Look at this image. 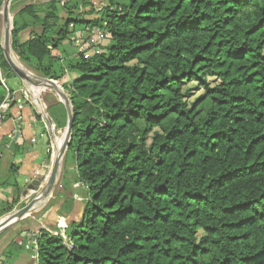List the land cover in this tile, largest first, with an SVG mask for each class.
I'll use <instances>...</instances> for the list:
<instances>
[{"label": "trees", "instance_id": "obj_1", "mask_svg": "<svg viewBox=\"0 0 264 264\" xmlns=\"http://www.w3.org/2000/svg\"><path fill=\"white\" fill-rule=\"evenodd\" d=\"M92 1L12 9L14 54L60 82L75 115L45 209L69 214L55 229L69 241L43 232L40 264H264V0H108L89 20ZM95 27L101 54L70 57ZM1 77L18 79L0 46ZM1 186L18 197L0 218L20 201L14 179Z\"/></svg>", "mask_w": 264, "mask_h": 264}, {"label": "crops", "instance_id": "obj_2", "mask_svg": "<svg viewBox=\"0 0 264 264\" xmlns=\"http://www.w3.org/2000/svg\"><path fill=\"white\" fill-rule=\"evenodd\" d=\"M92 5L96 10V3L93 2ZM102 5L105 6L106 4ZM90 8H92V6H90ZM86 11H89V9H86ZM95 15L88 16L89 18L87 19L92 20L96 18ZM24 33L29 34L28 38L25 39L28 40L30 38V32L26 31ZM70 50L71 52L69 53V56L73 57L75 52L73 48ZM72 79L73 78H69L68 80L71 81ZM5 83L6 87L2 86L0 92L1 94L5 92L6 97L8 92L13 90L14 101L6 120L0 126V159L3 158L4 152L6 153L8 151V158L11 161L14 158V162L7 173H0V192H2L0 203L10 205L15 199H17L18 192L14 188H5L4 186H1L7 180L14 179L16 181L18 191H20V201L18 203L20 204L22 201L27 200V198L35 195L37 189H40V187L36 189L30 188L31 185L34 186L36 181L39 180L38 175H43L45 179L47 178L48 175L45 174V170L43 169V162L49 156V142L51 136L46 131L47 127L42 126V124L37 121L36 115H39V111L37 112V109L30 106V104L26 102L24 103L23 98L20 95V91L25 88L23 84L20 81L15 80L12 88H10L8 87L6 80ZM1 101L2 100H0V102ZM57 103L60 102L58 101ZM18 105H23V110L21 112L23 120L20 122L16 121V116L19 113ZM54 105L57 104L55 103L53 106ZM59 112L60 109L58 113ZM57 130L60 129L57 128ZM10 135H13L12 139L9 138ZM60 140L61 138H58L57 142H60ZM13 141H15V144L13 145V148H10ZM43 183L44 182L41 181V185H43ZM74 186L75 188H78V186L82 187L80 184H75ZM75 201L83 202L84 198L79 197L78 199H75ZM59 209L60 208L57 205L50 207L48 210H39L22 221V226L20 225L18 229L14 231H6V233L2 234L0 236V264H36L35 255L31 251L20 248L19 245L16 244V241H19L22 238V235L26 236L25 233L33 234L45 228L50 229L47 228V225L49 224L52 230L57 229V227H67L69 214L62 212L61 210L59 212ZM60 217L65 219L66 225L57 223ZM61 222L62 221L60 220V223Z\"/></svg>", "mask_w": 264, "mask_h": 264}, {"label": "water", "instance_id": "obj_3", "mask_svg": "<svg viewBox=\"0 0 264 264\" xmlns=\"http://www.w3.org/2000/svg\"><path fill=\"white\" fill-rule=\"evenodd\" d=\"M13 0H4L3 6L1 10L3 25H4V35H3V43L1 46L3 56L9 65L12 72L16 75V77L20 80L23 86L30 92L34 89L39 90H51L54 91L59 97V102L64 106L67 113V121L66 126L63 129L62 134V143L60 146L56 144V136L55 130H57V126L51 123L49 120L46 111L43 107L42 102L38 103L39 109L44 114L43 117L45 119V124L49 135L53 140L54 146V158L51 171L49 172L47 178L45 179L43 175H38V181H36L34 186H30L31 189H36L40 187L38 192L35 194V197L22 209L8 215L4 222L0 224V236L12 228L14 225L24 221L26 218L30 217L32 214L36 213L37 210L43 209L47 203L54 196L57 187L60 183V179L63 172L64 161L68 152V148L71 143V138L73 135V122H74V110L71 104V100L69 98L68 93L65 91L63 86L59 84V82L54 81L52 79H48L42 77L40 75L34 74L28 68H26L15 56L12 47H11V32L13 26V17L10 11V5ZM56 1L59 4L64 5L69 0H49ZM34 88V89H33ZM33 100L34 99V96ZM17 138V137H16ZM16 141V139H15ZM13 141L10 145V148H13L15 144ZM41 181H43V185H41Z\"/></svg>", "mask_w": 264, "mask_h": 264}, {"label": "built area", "instance_id": "obj_4", "mask_svg": "<svg viewBox=\"0 0 264 264\" xmlns=\"http://www.w3.org/2000/svg\"><path fill=\"white\" fill-rule=\"evenodd\" d=\"M71 29H74L73 26H71ZM106 39H107V31L99 27H95L91 30L76 31L71 39L72 47L75 52L73 57L76 59H79L81 57L84 59H89L95 55H100L102 52L101 43ZM0 81H1V85L6 87L5 80L2 77L0 78ZM13 93L14 92L9 91L7 96L4 98V100L0 102V126L6 120L7 115L9 114L10 109L13 106L12 105L14 101ZM29 93L30 92L25 88H23L20 91V95L22 96L24 103L29 100ZM34 103L35 105L38 106V104L35 101ZM17 107L19 113L16 116V121L20 122L23 120V116L21 115V112L23 110V105H18ZM9 138L12 139L13 135H10ZM49 156L50 159L47 158L43 162V169L45 170L46 175H48L49 172L51 171L53 158H54V151L51 152V154L49 153ZM1 194L2 192H0V196ZM43 232L48 233L52 237H60L65 242L69 241L68 237L64 233H60L56 230H51L46 228L41 231L35 232L33 234L25 233L26 236H23L18 241L19 242L18 245L23 247L27 251H31L35 255L36 264H39L38 245H39V238Z\"/></svg>", "mask_w": 264, "mask_h": 264}, {"label": "rangeland", "instance_id": "obj_5", "mask_svg": "<svg viewBox=\"0 0 264 264\" xmlns=\"http://www.w3.org/2000/svg\"><path fill=\"white\" fill-rule=\"evenodd\" d=\"M49 0H13L12 2H11V5H10V11H11V15H12V17H13V8H15L16 6H18V8H21L22 6H24V5H26V4H41V3H44V2H48ZM132 0H113V2H114V6L116 7L117 6V4H122V5H128V4H130V2H131ZM92 2H95L96 3V17H98V12H99V10H101L102 8H104V5H102V4H106V5H108V3H109V1L108 0H94V1H92ZM93 4V3H92ZM92 7L94 8V6L92 5ZM86 9H89V11H90V7H86V8H84V9H82V12H85L86 13ZM89 18L88 16H85V18ZM3 35H4V25H3V20H2V15H1V12H0V45H2V43H3ZM28 33H24V34H22V39L23 40H25L26 38H28ZM70 52H71V50H70ZM18 59V58H17ZM31 71V70H30ZM32 72V71H31ZM34 73V72H33ZM35 74V73H34ZM15 80H18V79H16V78H6V82H7V84H8V87H10V88H12V86H13V82L15 81ZM69 82H70V80H69ZM59 84H61L60 82H59ZM39 94H38V97L40 98V100H41V102H42V104H43V107H44V109H45V111L47 112L46 114H47V116H48V118H49V120H51V123L53 124V122H52V119L50 118V113H49V105H50V107H53V109H54V112L55 113H58V111H59V106L58 105H55V106H53V104H55V103H57L58 101H59V97L57 96V94L54 92V91H51V90H45V89H41V90H36ZM33 95H32V92H31V94L29 93V100L28 101H26V103H28V104H30V106H32V107H34V108H36L37 109V112L39 111V115H40V117H41V119H42V125L44 124V126L46 127V124H45V119H44V117H43V113H42V111L38 108V106L37 105H35V103H34V101L38 104L39 103V101H38V98H36V97H34V99L35 100H33V97H32ZM46 131L48 132V130L46 129ZM49 133V132H48ZM62 134H63V129H60V130H55V136H56V138L58 139L59 137H62ZM57 139H56V141H57ZM49 146H50V154H51V152H55V150H54V146H53V140H52V138L50 139V142H49ZM48 153V154H49ZM8 156H9V153H8V151L5 153L4 152V156H3V158H1L0 159V173H7L8 172V170H9V168L13 165V162H14V158H13V160L11 161L9 158H8ZM65 162V161H64ZM64 167V166H63ZM80 186H78V188H76V189H81V187L79 188ZM80 191V190H79ZM82 191H84V190H82ZM37 192H38V189H37ZM83 195H82V192H77L75 195H74V198L75 199H78L79 197H82ZM35 197V195H32L30 198H27V200H24V201H22V203H20V204H18V205H16L17 207H15V209L11 212V213H9V214H7V215H5L4 217H7L8 215H10V214H12V213H14V212H16V211H18V210H20V209H22L24 206H26L33 198ZM55 194H54V196L51 198V200L47 203V205L43 208V209H46L50 204H53V202L55 201ZM83 198V197H82ZM78 203H80V202H78ZM82 203V202H81ZM80 203V205L78 206L77 205V207H75V212H77V214H74L75 216L73 217L74 219H76V220H78L79 219V213L78 212H80V206L82 207V204ZM57 208V207H56ZM39 210H42V209H39ZM39 210H37V211H39ZM1 218H3V217H1ZM0 218V219H1ZM60 220L62 221L61 223H60ZM57 223L58 224H62V225H66V222H65V219L63 218V217H60L59 219H58V221H57ZM34 224H35V222H34ZM20 225H21V222L20 223H18V224H16V225H14L12 228H10L8 231H14V230H16V229H18L19 227H20ZM68 225V224H67ZM22 226V225H21ZM47 228H50L51 229V226H50V224L49 225H47ZM58 228H61V227H57V229ZM52 230V229H51ZM6 233V232H5ZM39 264H40V261H39Z\"/></svg>", "mask_w": 264, "mask_h": 264}, {"label": "bare ground", "instance_id": "obj_6", "mask_svg": "<svg viewBox=\"0 0 264 264\" xmlns=\"http://www.w3.org/2000/svg\"><path fill=\"white\" fill-rule=\"evenodd\" d=\"M46 1V0H45ZM16 56V55H15ZM17 58V57H16ZM34 89V88H33ZM36 90H39V89H34V90H32L33 91V96L34 97H36V98H38V101L40 102L41 100H40V98L38 97V92L36 91ZM47 113V112H46ZM62 143V137H61V140H60V142H57L56 141V144H57V146H60V144ZM7 218H9V216H7V217H3L2 219H0V224L2 223V222H4Z\"/></svg>", "mask_w": 264, "mask_h": 264}]
</instances>
